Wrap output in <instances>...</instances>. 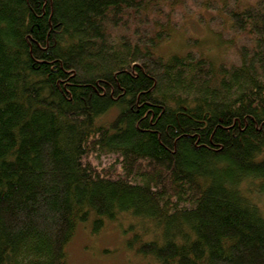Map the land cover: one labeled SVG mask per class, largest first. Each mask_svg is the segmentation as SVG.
Here are the masks:
<instances>
[{"label": "trees", "instance_id": "obj_1", "mask_svg": "<svg viewBox=\"0 0 264 264\" xmlns=\"http://www.w3.org/2000/svg\"><path fill=\"white\" fill-rule=\"evenodd\" d=\"M183 4L0 0V264H69L81 224L137 264H264V0L198 2L225 60L162 49Z\"/></svg>", "mask_w": 264, "mask_h": 264}, {"label": "rangeland", "instance_id": "obj_2", "mask_svg": "<svg viewBox=\"0 0 264 264\" xmlns=\"http://www.w3.org/2000/svg\"><path fill=\"white\" fill-rule=\"evenodd\" d=\"M198 2L201 0H184V4L178 7L183 15L176 18L178 28L173 30L172 36L162 49L165 52L184 51L188 37H193L206 41L203 43V49L215 59L234 58V46L226 48L218 45L216 41L214 43L211 39L213 38L212 35L204 29V24L199 21V16L203 13L209 17L211 12L205 11L197 5ZM90 227V224L79 225L67 248L69 264L138 263V260L124 248L122 235L115 225L111 224L97 235L91 233Z\"/></svg>", "mask_w": 264, "mask_h": 264}]
</instances>
